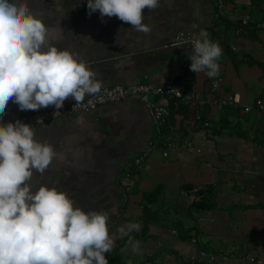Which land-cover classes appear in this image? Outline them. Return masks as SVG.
I'll use <instances>...</instances> for the list:
<instances>
[{"label":"crops","instance_id":"1","mask_svg":"<svg viewBox=\"0 0 264 264\" xmlns=\"http://www.w3.org/2000/svg\"><path fill=\"white\" fill-rule=\"evenodd\" d=\"M24 2L48 28L47 43L86 62L103 87L129 85L139 76L163 83L179 74L191 63L192 50L188 43H176L180 32L194 37L206 30L223 52L218 76L193 72L178 83L206 102L167 99L175 147L161 138L140 167L135 158L158 134L137 98L33 127L37 140L61 154L43 174L33 170V191L40 184L54 186L74 206L106 212L115 241L105 253L108 263L257 264L251 259L259 258L264 264V110L255 104L257 99L264 103V0H222L221 7L216 0H160L158 9L143 10L148 34L115 16L89 15L87 0ZM246 15L248 24L235 34ZM217 77V94L237 92L240 105L208 103L210 82ZM36 111H21L10 101L3 117ZM188 137L199 154L179 147ZM200 200L206 207L197 208ZM131 222L139 224V231L121 235L119 227ZM129 236L141 242L139 252L131 251ZM203 250L227 258L191 260Z\"/></svg>","mask_w":264,"mask_h":264},{"label":"clouds","instance_id":"2","mask_svg":"<svg viewBox=\"0 0 264 264\" xmlns=\"http://www.w3.org/2000/svg\"><path fill=\"white\" fill-rule=\"evenodd\" d=\"M160 6V0H87L89 15L115 16L145 34L151 27L144 23L143 10ZM47 33L24 0H0V117L10 101L21 111H36L58 110L69 98L77 104L86 96L100 98L103 82L97 73L70 50L47 43ZM190 44V70L210 79L218 76L219 43L202 29ZM35 135L19 120L0 123V264H108L105 253L115 241L106 212L74 206L54 186L40 184L33 191V170L43 174L61 155ZM139 227L125 223L118 231L127 235ZM129 244L132 252L140 251L139 240L129 236Z\"/></svg>","mask_w":264,"mask_h":264},{"label":"built area","instance_id":"3","mask_svg":"<svg viewBox=\"0 0 264 264\" xmlns=\"http://www.w3.org/2000/svg\"><path fill=\"white\" fill-rule=\"evenodd\" d=\"M219 7L222 6V0H216ZM249 15H246L240 20V26L235 29V34H239L243 26L248 24ZM193 36L189 32H180L176 35V43H188L190 44ZM191 45V44H190ZM220 79L217 77L210 82L208 92L211 95V100L208 101L211 105L226 106V107H236L240 105V94L226 93L218 95ZM100 98L96 96L86 97L84 101L80 104L76 102H71L63 105L60 109H47L36 112L24 113L13 117H0V123L15 122L19 120L21 122L27 123L32 127H36L44 122L53 120L56 118H61L69 116L78 112H88L99 106L107 103L119 102L126 98H137L147 108L150 113L152 124L157 131L158 136L149 141L146 149L134 160L136 167H140L149 154L159 145L161 138L166 141L168 147H175L173 140V126L167 125L170 117V112L167 109V99H174L179 103H191L195 102L199 105H203L206 101L202 99L194 91H185L181 88L180 84L176 83L171 77L168 81L163 83H152L147 82L142 76H139L135 81L129 85L115 84L112 86H105L101 89L99 94ZM256 108L260 111L264 110V103L261 99L255 101ZM58 111V112H57ZM245 111H250V107H245ZM41 120L42 122L38 121ZM195 119L201 121L200 115H196ZM204 126H208L207 121L202 122ZM181 149L186 150L191 153H200V148L196 147L194 139L191 137L185 138L181 145ZM176 233L175 230H172ZM210 253L205 250L200 251L197 256H192L191 260H206L209 263H214L219 259L227 258L226 254ZM257 264H261V259L253 258L251 259ZM115 264V263H108ZM144 264H154L150 261L144 262Z\"/></svg>","mask_w":264,"mask_h":264},{"label":"water","instance_id":"4","mask_svg":"<svg viewBox=\"0 0 264 264\" xmlns=\"http://www.w3.org/2000/svg\"><path fill=\"white\" fill-rule=\"evenodd\" d=\"M192 73L193 72L190 70V63H189L183 68V70L179 74L175 75L173 79L177 83L186 82L189 80L188 78Z\"/></svg>","mask_w":264,"mask_h":264},{"label":"trees","instance_id":"5","mask_svg":"<svg viewBox=\"0 0 264 264\" xmlns=\"http://www.w3.org/2000/svg\"><path fill=\"white\" fill-rule=\"evenodd\" d=\"M195 204H196V206H197V208H201V207H206V206H203V204H204V200H200V201H196L195 202ZM115 263V262H114ZM116 264V263H115Z\"/></svg>","mask_w":264,"mask_h":264},{"label":"rangeland","instance_id":"6","mask_svg":"<svg viewBox=\"0 0 264 264\" xmlns=\"http://www.w3.org/2000/svg\"><path fill=\"white\" fill-rule=\"evenodd\" d=\"M217 2V1H216Z\"/></svg>","mask_w":264,"mask_h":264}]
</instances>
